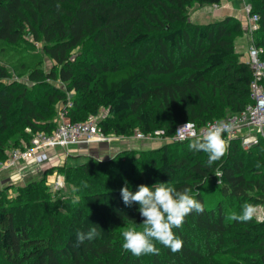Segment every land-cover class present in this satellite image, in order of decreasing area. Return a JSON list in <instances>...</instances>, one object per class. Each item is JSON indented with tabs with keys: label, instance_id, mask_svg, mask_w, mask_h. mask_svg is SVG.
I'll return each mask as SVG.
<instances>
[{
	"label": "trees",
	"instance_id": "obj_1",
	"mask_svg": "<svg viewBox=\"0 0 264 264\" xmlns=\"http://www.w3.org/2000/svg\"><path fill=\"white\" fill-rule=\"evenodd\" d=\"M191 1L220 2L0 0V132L18 134L11 147L56 127L55 103L66 105L65 89L73 92L72 121L104 107L99 127L122 136L161 128L172 136L182 122L202 126L243 110L253 72L235 48L242 23L231 15L189 21L183 8ZM250 3L259 16L254 41L264 48V0ZM37 42L56 64L49 71ZM46 86L41 102L37 93ZM155 100L163 110L149 109ZM17 104L24 109L12 120ZM181 106V120L170 126L164 111ZM9 147L0 138V160ZM130 151L108 160L71 154L58 165L81 194L62 200L68 211L49 216L44 232L34 205L53 207L47 176L0 198V257L8 264H232L218 260L223 253L264 264V218L251 214L264 207V140L251 151L239 140L222 147L199 138Z\"/></svg>",
	"mask_w": 264,
	"mask_h": 264
},
{
	"label": "built area",
	"instance_id": "obj_2",
	"mask_svg": "<svg viewBox=\"0 0 264 264\" xmlns=\"http://www.w3.org/2000/svg\"><path fill=\"white\" fill-rule=\"evenodd\" d=\"M248 12V23L253 34L257 27L259 16L251 13L250 0H243ZM249 62L253 72L251 82L252 101L241 111L224 118H216L207 121L202 126L194 121H185L177 125L172 136H166L164 129L145 133L137 130L133 136L139 139L156 138L165 136L169 141H181L189 138L212 140L219 146H228L233 140H239L244 149L257 145L264 140V48L253 40L249 45ZM71 96V95H70ZM73 100H67L66 105L60 110L57 125L52 131H36L33 133L30 143L12 148L8 156L0 160V173L3 170L13 169L21 163L46 164L50 159L49 149L60 147L65 149L71 144L80 142H107L111 136L99 127V119L90 114L85 120L72 121L68 115ZM220 174V172H219ZM62 175H55L52 187L60 188L64 184ZM263 207V206H262ZM264 208V207H263ZM264 218V210L258 215V219Z\"/></svg>",
	"mask_w": 264,
	"mask_h": 264
},
{
	"label": "rangeland",
	"instance_id": "obj_3",
	"mask_svg": "<svg viewBox=\"0 0 264 264\" xmlns=\"http://www.w3.org/2000/svg\"><path fill=\"white\" fill-rule=\"evenodd\" d=\"M223 2L225 4H228L229 8L233 10V12L235 13V15H239L242 18H247L248 17V12L247 9L245 7V4L243 2V0H220V4L216 3V5H221L223 4ZM187 5L184 6L183 11L185 14V17L187 20L189 21H193V22H199V23H207L210 22L212 20L215 19H221L223 17H225V15H219L221 17H218V15H214L215 13V7L214 4H207V3H200L198 1H191V2H187ZM220 7V6H219ZM216 14H219L216 12ZM213 16H216L215 19L211 18ZM241 18V19H242ZM239 19V18H238ZM240 20V19H239ZM242 23V27H243ZM244 29V34L239 35L236 37L235 39V48L238 52L241 53V59L244 61H249V45L251 43V41L253 40V38L255 39L254 34H252L251 32V27L250 24L246 23L245 28ZM89 44H91V41L89 40ZM38 48L39 51H41L43 53V62L41 64L42 68L49 71L52 68H54L56 66V64L54 63V61L52 60L51 57H49L42 48V42H37L35 44ZM77 52H85L84 48H78L76 50ZM71 59H74V53L71 56ZM13 78L16 80H22V81H27V83L29 85L32 84V82L28 81L27 76L24 75H20L18 73H14L13 74ZM4 81H8V79H5ZM48 82L55 84V86L59 87L60 90L61 89H65L64 83L60 80V78H49L47 80ZM51 87L46 86L42 89H40V91H38V96H43L42 98H40V101L43 102L45 99V95L47 92H50ZM66 95H67V100L72 99L73 97V92L72 91H68L66 90ZM71 95V96H70ZM153 103L151 104V109L152 111H160L163 110L164 108L162 107V105H160V103L155 100L152 101ZM15 105H13V109L14 111H10L9 112V116H11L12 120H14L17 117H20V112L22 111L23 106H21L20 104H17V107H14ZM64 106V104H62V102L59 100L55 103V109H57V116H60V110L62 109L61 107ZM154 109V110H153ZM167 110L164 111V115H165V120H169L172 119L173 121H170L169 124L170 126L174 125L175 121H179L181 120V116L184 113V108L181 106L178 109H176L175 107H170V108H166ZM108 112L107 108L101 107L99 109V112L97 114H93L96 115L98 117V119H100L102 116H104L106 113ZM14 118V119H13ZM172 127H168V129H171ZM13 129V128H12ZM8 129L7 132L3 131L0 132V138L5 137L6 139H8V143L10 144L9 150L12 148L11 146L14 145L13 141L10 140V137L13 135L14 137L18 138V134L15 133V130H11ZM111 136L110 140H108L105 144V147L108 150V147L111 146L112 144H114L115 142H120L121 140H133L136 141L135 143H139L138 145L136 144H130L133 141H130V143H128L127 145L125 144H118L114 149H110V152H102V147L99 146V149L97 150L98 154H96V152H88L85 153L83 155H86L89 158H95V159H100V160H108L111 159L113 156H115L118 153L127 151V152H131L130 150H133L134 152H143L144 150H149L152 148H157L162 146L165 143L170 142L167 138H163L165 136H156V138H143V139H139L132 136H122V135H117V134H109ZM16 145V144H15ZM104 146V145H103ZM255 146V145H254ZM254 146L250 147L249 149H243L244 150H253ZM76 147V146H75ZM58 150L62 152V150L64 151L63 148L57 147ZM56 148V149H57ZM77 151V149H76ZM50 154V152H49ZM128 154V153H126ZM71 154H67L63 161H59V159L56 160V162H54V164H51L52 167L54 168L53 172H51L50 174H46V168L50 167L51 165L47 164H33V163H21L19 164V166L13 168V169H8V170H3L0 173V198H4L5 200L10 199L11 197H15L18 193H19V187L23 186L24 184L27 183V181H31V180H37V181H41L44 180V177H46V183L49 186V195H50V202H52V206L53 207H48V206H40L39 201H35V205L34 207L36 208V210L39 213V216L41 217L39 219L38 222H36L37 228L39 231L44 232L45 230H48L49 228V224H48V218L49 216H54L53 214H58V215H64V213H66L68 210L65 209L62 205V200L63 199H69V200H73V199H77V191L78 194H81V191L78 190V186L74 183H69L64 174L60 173L58 171V165H63L66 160L68 159V156ZM143 155L139 154L136 156H140ZM144 156V155H143ZM50 162V161H48ZM62 175L64 177V184L62 187L60 188H55L54 186L52 187L51 183L53 178L55 177V175ZM44 176V177H43ZM219 182V180H218ZM71 202V201H70ZM40 206V207H38ZM33 207V208H34ZM264 210V208L262 207V205H258L256 207L253 208V210H251V214L256 215V217H258V215ZM221 258H218V260H226L228 262H230V260L233 261L232 264H245L244 260H242L241 258H229L227 254H223L220 253ZM217 259V258H216ZM207 264V261H205ZM220 262V261H219ZM222 262V261H221ZM0 264H8L2 257H0Z\"/></svg>",
	"mask_w": 264,
	"mask_h": 264
},
{
	"label": "crops",
	"instance_id": "obj_4",
	"mask_svg": "<svg viewBox=\"0 0 264 264\" xmlns=\"http://www.w3.org/2000/svg\"><path fill=\"white\" fill-rule=\"evenodd\" d=\"M219 4H220V2H219ZM219 6L214 4V7H215V12H214L215 14L214 15H218V17H221L219 15H225V16L231 15V16L237 17V18L240 19L241 23H244L243 24V28H245V25H246V23L248 21V17L247 18H242L240 16V14L238 16L235 15L233 10L229 8L228 4H225L224 2H223V4H221ZM216 12L219 13V14H216ZM215 17L216 16H213L211 18L215 19ZM130 141H133V140H128V139L124 140V138H123V140H121L119 143L115 142L114 144L109 146L108 150L105 148V147H107V146H105L106 142H99V143H96V142H90V143L80 142V143H76V144H71L68 147H66L64 149V151L62 150V152L57 151L58 150L57 147L51 148V149H49V152H50L49 161L50 162H47L46 164H47V166L51 165V164H54V162H56L57 159H59V161H63L64 157L67 154H76L77 155V154H85V153H88V152H92V153L96 152V154H98L97 150L99 149V146L102 147L101 148L102 152H105V151L110 152V149H114L118 144H124V145L126 144L127 145L128 143H130ZM135 142L136 141H133L130 144H136V145L139 144V143L137 144ZM76 149H77V151H76Z\"/></svg>",
	"mask_w": 264,
	"mask_h": 264
}]
</instances>
